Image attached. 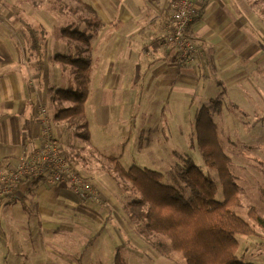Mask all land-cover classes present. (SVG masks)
I'll use <instances>...</instances> for the list:
<instances>
[{
    "label": "crops",
    "instance_id": "crops-1",
    "mask_svg": "<svg viewBox=\"0 0 264 264\" xmlns=\"http://www.w3.org/2000/svg\"><path fill=\"white\" fill-rule=\"evenodd\" d=\"M172 1H82L96 10L86 22L90 18L102 22L90 39L92 72L86 100L89 131L87 103L98 110L101 121L108 118V108L129 104L128 121L135 124L134 117L146 104V98L140 95L145 91L155 107L140 110V115L155 113L156 121L162 116V121L174 125L177 132L170 136L157 134L158 148L166 147L163 141L171 137L178 140L176 146L190 147L187 133L180 130L186 123L195 125L202 107L210 108L219 137L225 126L220 117L223 100L235 106L239 99L247 98L239 87L241 82L253 85L250 68L259 69L264 80L263 0H195L198 16L190 30L200 52L198 59L186 66L176 65L173 54L161 46ZM67 2L0 0V169L15 167L40 147L39 101L44 102L52 118L57 107L69 104L53 99L54 91L66 88L73 78L70 67L56 60L61 50H68V40L62 34L66 19L72 13L77 16V7ZM76 44H71L73 55ZM146 50H150L149 55ZM140 85L141 92L137 90ZM134 100L139 103L133 113ZM52 121L61 149L75 168L96 182L100 199L81 198L66 183L34 179L21 182L14 195L0 198V253L11 250L8 241L19 240L35 228L39 235L52 236L53 241L45 244L51 257L66 258L61 249L77 254L79 264H85L82 260L100 249L95 243L104 232L117 239L116 252L126 245L125 234L131 233L130 225L136 222L125 207L132 199L124 200V183L117 189L107 173L98 175V154H89L94 164H88L87 148L78 144L80 139L73 130ZM256 150L262 152L261 148ZM161 154V150L153 154L154 162L163 160ZM179 156L182 154L177 152L175 157ZM13 250L17 255L22 253L20 248Z\"/></svg>",
    "mask_w": 264,
    "mask_h": 264
},
{
    "label": "rangeland",
    "instance_id": "rangeland-1",
    "mask_svg": "<svg viewBox=\"0 0 264 264\" xmlns=\"http://www.w3.org/2000/svg\"><path fill=\"white\" fill-rule=\"evenodd\" d=\"M67 1V4L71 7H77V16H75V13L68 15L66 19L67 26L81 31L85 30L87 27L85 19L90 16V11L82 4L83 0ZM74 23L78 25L74 26ZM64 38L68 40V50H61L60 54H70L72 53L71 44L76 43H72L71 39L66 36ZM249 76L253 80V85L246 86L245 83L241 82L239 87L245 95L247 94V98L239 99L235 106L230 103L227 104L223 100L220 117L225 126L224 129L221 128L219 131V140H221L226 153L231 156V168L240 188L241 202L233 209L257 230L255 235L237 236L239 241L238 259L245 263L264 264V230L248 214L249 210L254 207L261 216H264V80L259 69L250 68ZM137 90L142 91L141 85ZM140 95L146 98V104L140 110L148 107L149 111L151 107H155V105L150 104L152 102L150 93L144 91ZM138 103L139 100H134L133 113L136 112L135 105ZM129 110V104L123 108L110 107L108 108V118L101 121L98 117V110H94L91 104L87 103L91 137L89 142L82 138H79L78 141V144H82L87 148L88 164H94L89 154L99 155L97 162L99 166L98 175L101 176L107 173L115 181L117 189L122 188V183L127 186L126 189H121L124 200H126L125 197L139 199L141 195L138 191L131 189L125 179L119 180L113 165L105 160L107 156L119 158L120 163L126 169L132 165H138L161 171L165 175L164 183L174 185L181 182L178 171H175V163L181 157H175L177 152L182 154L183 160L190 159V163L183 161L182 168L185 169L189 164H193L202 169L206 175L217 183L216 199L218 201L225 199L218 171L209 168L199 152L195 125L186 123L180 130L187 133L185 136L189 137L187 141H189L190 147H185V149L176 146L178 140L171 137L163 141L167 145L166 147L158 148L157 143L159 141L156 142V135L170 136L177 134L174 125H168V123L162 121L164 119L162 116L158 118L159 121H156L157 116L155 113L143 117L140 115V110L134 117L136 123L133 124L128 121L130 117L128 116ZM122 114H124L123 118ZM147 118L148 121L143 120ZM214 120H218V114L214 115ZM128 137H130L129 141ZM256 147L261 148L262 152H258ZM92 148L97 153H94ZM158 150L162 151L161 157H163V160L154 162L155 157L153 154L157 153ZM130 228L131 233L129 235L125 234V237H128L124 241L126 245L121 248V256L128 264H188L186 257L172 247L169 237L163 233H150L146 228L145 221L132 222ZM38 235V232H35V228H33L32 233L20 236L19 240L8 241L11 250L0 253V264H79L81 262L80 259L76 258L77 254L65 252L61 249H59V252L64 254L66 258L51 257L46 252L45 244L53 241L52 236L49 234ZM9 236L10 233L7 237ZM102 236L103 238H98L95 243L96 246H100V249L90 252L89 257L82 260L83 263L114 264L116 254L114 243L117 242V239L108 231L104 232ZM14 248H20L22 253L17 255L13 250Z\"/></svg>",
    "mask_w": 264,
    "mask_h": 264
},
{
    "label": "trees",
    "instance_id": "trees-1",
    "mask_svg": "<svg viewBox=\"0 0 264 264\" xmlns=\"http://www.w3.org/2000/svg\"><path fill=\"white\" fill-rule=\"evenodd\" d=\"M84 6L90 14H96L89 4ZM101 24V20L90 18L83 31L71 26L63 28L62 34L77 43V51L75 55L56 56V60L71 68L73 78L66 88H58L53 93V99L60 104L69 103L56 108L53 120L65 124L66 130H73L75 137L86 141L91 137L86 116L92 72L90 39L97 34ZM195 127L199 152L206 165L218 171L225 199H216L217 183L202 169L193 164L185 169L181 167L183 161L190 163L189 158L183 160L181 156L176 162L175 171L181 182L172 185L164 183L165 175L161 171L138 165L126 169L119 158L107 156L119 180L125 179L131 189L141 195L125 205L127 213L132 220L145 221L150 233L167 235L172 247L186 257L188 264H254L245 263L237 256V236L255 235L257 230L233 209L241 202L240 188L231 168V157L220 143L209 107L199 110ZM66 158L76 167L68 159L69 155L66 154ZM248 214L264 230V216L254 207ZM114 264H128L121 256V247H118Z\"/></svg>",
    "mask_w": 264,
    "mask_h": 264
},
{
    "label": "built area",
    "instance_id": "built-area-1",
    "mask_svg": "<svg viewBox=\"0 0 264 264\" xmlns=\"http://www.w3.org/2000/svg\"><path fill=\"white\" fill-rule=\"evenodd\" d=\"M166 21L161 46L169 50L178 66L198 59L200 46L191 23L198 16L195 0H173ZM147 55L150 50H146ZM37 112L41 120V145L13 168L0 169V198L15 194L21 182L34 179L46 183H66L81 198L99 200L96 182L75 168L66 158L53 132V118L44 102L39 101Z\"/></svg>",
    "mask_w": 264,
    "mask_h": 264
}]
</instances>
